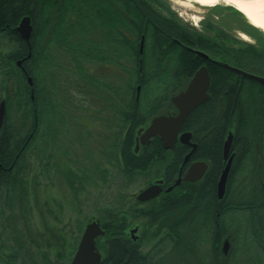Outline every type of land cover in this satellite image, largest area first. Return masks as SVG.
<instances>
[{"label": "trees", "instance_id": "trees-1", "mask_svg": "<svg viewBox=\"0 0 264 264\" xmlns=\"http://www.w3.org/2000/svg\"><path fill=\"white\" fill-rule=\"evenodd\" d=\"M161 8L163 4L159 0H0V34L6 36L14 47L6 57L0 56L1 89L7 101L4 126L0 132V159L8 161L5 164L7 168L13 161L17 162L0 182L3 188L0 196V217L9 221V225L4 221V228L9 229L11 240L14 242L12 253L0 254V264H17L16 260L25 250L27 256L36 261L35 255L29 253L28 241L20 230V223L23 222L27 234H32L30 173L36 168L34 161L37 160L42 163L47 160L44 170L49 171L51 148L67 125L63 120L67 112L66 106L61 105L56 96L54 78L60 69H57L56 61L50 55L52 47L65 48L62 52L69 58L61 67L73 71L82 76L83 80H89L93 84L97 79L92 77L90 71L94 65L104 62L105 58L110 59L112 65L129 75V79L119 85H107L98 80L116 100L119 130L114 136L123 161V171L133 177L161 165L163 171L158 173V177L164 178L167 185L175 182L174 178L185 159L188 147L177 142L173 150H168L164 148L161 139L155 137L150 145L136 152L135 137L137 131L150 122L153 116L176 110L170 99L177 92L171 88L177 86L179 79L191 76L184 73L187 68H196L203 61L201 56L194 58L193 55L184 53L181 63L178 54H171L175 45L170 44L171 39H187L194 35L191 38L196 40L198 47L219 51L217 60L230 65L241 66L258 59L264 60L263 48L233 38L209 21L206 29L209 32H217V38L213 37L211 41L200 40L201 37L196 32H190L174 18H167ZM24 16L31 17L34 27L29 57V45L16 31ZM142 38L144 55L139 53V42ZM261 40L263 41L264 37ZM210 43L209 47L205 45ZM216 43L222 44L221 47ZM162 44L167 45L169 50H163ZM163 56L170 59L169 63L172 64L169 75L175 65L184 63L179 75L166 77L160 73ZM22 59H25V72L32 77V86L28 83L26 74L17 65V61ZM209 62V67L214 71L210 91L212 93L215 87H220L217 81H224L227 77L224 76L226 69L217 70L218 62ZM239 78L243 80L240 75L230 72L231 80ZM64 83H67V78ZM246 83L239 86L236 83L231 88L229 103L231 107L233 105L234 110L231 117L217 114L218 104L210 99L205 105L195 109L185 122L183 130L192 133L193 141L199 147L193 155L194 159L201 158L210 163L204 182L181 183L173 192L164 195L155 208L141 214L150 216L153 222L159 220L169 224L165 238L175 245L179 244L178 237L188 246L202 240L212 242L214 246L220 244L222 231L218 230L217 226L213 229L215 236H212L211 229H206L205 225L197 231L193 228L195 221L203 217L204 213L211 212L215 219L216 214L223 210V202L216 198L215 186L221 170L223 143L228 137V130H231L234 134L233 145L237 150L231 176H249L240 178L238 182V195L242 196L238 207H243V219L247 217L242 223L246 226V234L243 237L246 236V239L255 244L258 251L257 264H264V131L261 129V115L258 112V97L261 91L256 82L250 81L248 86ZM153 84L162 88L152 100L146 101L143 94ZM168 84V88L165 87ZM72 87L77 90L78 96L84 98L83 85L75 83ZM222 88L224 89V86ZM249 100L254 103L251 116L245 113ZM165 106L167 109L162 112ZM203 138L207 146L206 154L200 150ZM65 177L71 189L77 192L79 177L72 171L66 173ZM192 212L195 214L191 215ZM104 215L108 249L101 264H164L161 257L157 260L155 257H145L140 251L131 252L133 247L125 235V227L119 222V217L107 213ZM174 215H179L180 234L176 233L174 227ZM138 247L137 245L135 249ZM191 249V246L186 247L184 252L190 253ZM65 250L58 249L54 260L48 251L41 248L38 264H69L65 258Z\"/></svg>", "mask_w": 264, "mask_h": 264}, {"label": "rangeland", "instance_id": "rangeland-1", "mask_svg": "<svg viewBox=\"0 0 264 264\" xmlns=\"http://www.w3.org/2000/svg\"><path fill=\"white\" fill-rule=\"evenodd\" d=\"M159 1L163 4L160 10L167 18H174L186 27L205 31L206 28H202V24L207 21L213 22L227 30L233 38L246 40L255 46L264 37L262 30H259L260 39L256 35L253 36L254 38L247 36L251 33L249 31L253 26L246 17L238 13L239 11L236 12L235 7L224 0L211 7L186 0ZM206 32L209 31L206 29ZM215 34L217 35L214 31L210 32L212 36ZM260 46L264 49L263 44ZM13 49L9 39L0 34V56L6 57ZM64 50L65 48L52 47L50 55L56 61L57 69H60L55 75L54 82L57 88V101L66 106L67 112L63 120L67 125L65 131L57 136L55 145L51 148L52 159L49 171L44 170L47 160L43 163L40 160L34 161L36 168L30 173L32 201V234L30 236L24 229L23 222L20 223V230L28 241L29 253L35 255L34 259L37 262L31 260L25 250L16 260L17 264H38L41 248L48 251L54 260L57 250L62 248L64 251L66 248L65 258L70 264L86 224L96 220L104 224L106 219L104 213L118 216L119 222L125 227V235L129 237L130 230L137 229L136 225L139 226V231L133 234L139 235V241L144 245L143 253L151 252L158 258L166 251L167 258L165 256L166 259L163 258V261H167V264H178L179 260L174 252L175 243L165 238L168 232L163 230L156 233L159 227L152 226L150 222L148 223L146 216L141 214L155 208L163 197H157L150 202H140L137 199L141 190L155 182V178H158V173L163 171V167L157 165L149 172L135 174L133 177L123 171V161H121L119 146L114 136L119 130L116 100L112 93L99 83L100 81L107 85L109 83L119 85V83H125L129 75L108 63L97 64L90 71L92 77L97 79L95 81L97 84H93L89 80H83L82 76L76 75L73 71L61 67L62 63H67L69 58L62 52ZM66 78L67 83H64ZM75 83L83 85L84 98L78 96L77 90L72 87ZM70 87L71 92H69ZM161 88L155 84L151 85L143 94L144 99L152 100ZM4 95L0 75V97ZM166 109L167 106L162 109V112ZM69 171L79 177L77 192L71 189L65 177ZM240 178H249V176L241 175ZM4 221L9 225L6 218L0 217L1 255L14 251V242L11 240L9 229L4 228ZM162 227L160 226V230ZM245 228L243 224L240 227L242 238L238 243V252L233 264L258 263L256 259L258 251L255 244L251 242L252 240L246 239V236V238L243 237L246 234ZM106 239L107 237H104L99 241L103 255L105 248L102 243ZM49 243H51L50 246ZM160 246H167V249H159ZM209 252V245H197L191 253H183L185 256L181 262L207 264Z\"/></svg>", "mask_w": 264, "mask_h": 264}, {"label": "flooded vegetation", "instance_id": "flooded-vegetation-1", "mask_svg": "<svg viewBox=\"0 0 264 264\" xmlns=\"http://www.w3.org/2000/svg\"><path fill=\"white\" fill-rule=\"evenodd\" d=\"M211 23H213V22H211ZM214 25L216 27H218L219 29H221L222 31H224L225 33H228L227 30H225L224 28L219 27L215 23H214ZM206 26H207V22H205V23L202 24V28H206ZM249 27H252V26H249ZM186 28L190 32H193V33L196 32V34H198L201 37L200 40L202 39L204 41L205 40L206 41H211V38H213V37L214 38H217L216 37V34L212 36V35H210V32H206V29H205V31H204V29H202L201 31H199V30H197L195 28H190V27H186ZM259 30L260 29H257V27H255V28L252 27V28H250V31H249L251 33H248V34L246 33V34L250 38H254L253 36L256 35V37L258 39H260L261 37H259V36H261L260 35L261 33H260ZM257 32H258V34H257ZM215 33H217V32H215ZM252 34H254V35H252ZM191 37H194V35L189 36V38H191ZM189 38L185 39V37H181V38L173 37L171 39L170 44L171 43L172 44L175 43V45H174V48H173L174 51L172 52V50H171V54H173V55L178 54L179 57H180L179 58V61L180 62L183 60V56L182 55L184 53H186V54L189 53V54L193 55L194 58H196L197 56H201V58H203V61H201V63L196 68H192V69H188L187 68V70H185V72L183 71L184 73L191 74V76H189L187 78L179 79V81H177V86L172 87L171 90H175L177 93L182 92L183 90H185L188 87V85L190 84L189 82L193 79V76L197 73V71L200 68H202L203 66H206L207 71L209 72V75H210V82H211V84H210V87H209V90H208L209 99L207 101H205V102H208L210 99L213 100V102L215 104H218L217 114H219V115L221 114L222 116H227L228 115V117H231L234 114L233 105L231 107V104L229 103L230 102V98L232 96V89H231L232 86L235 85L236 83H238L237 86H239V84H244L245 82H247L246 84L248 86L250 81L251 82L252 81L253 82H256L258 84L257 86H258L259 90L261 91L260 92V96L258 97L259 98L258 99V101H259L258 112L261 115V129L264 131V83H261L258 80L257 81L256 80H253V79H251V78H249L247 76L245 77L242 74H240L239 72H237L236 70L233 71L231 68L227 67L226 65L224 66L223 63H222V61L218 62L219 60H217V58H219L218 57L219 56V51H215L214 52V50H211L212 48H208L207 49V48H205V47L203 48L201 46L198 47L196 40H194V39L192 40V38L191 39H189ZM142 40H143V43H144V39L142 38L140 40V42H139L140 43L139 53L144 55V53H143V51H144V44H143V48H142V51H141V45H142L141 42H142ZM261 44L264 45V40L263 41L262 40H259L257 47H261L260 46ZM205 45H207V47H209L211 45V43L210 44H205ZM221 45L220 44H217V46H219V47H221ZM161 48L163 50H169L168 49L169 47L167 45H164V44H162ZM201 53L206 54L208 57L205 56L204 54L202 55ZM222 54H224V50H223ZM106 59L107 58H105L104 62H101V63H98V64L101 65V64H107L108 63V64L112 65V63H110L112 61H110V59H108V60H106ZM162 60H163V62H162L161 68H160V73H162L166 77L167 76H171V75H179L180 74L179 71L181 70L182 65L184 63L182 65H179V66L178 65H175V67L172 68L171 75H169L168 71L170 70V68L172 66V64L169 63L170 59L168 60V59H166L165 56H163V59ZM211 60L218 62L217 66H216L218 68L217 70H220L221 71V68L222 69H226L224 76L227 77V78H225L224 81H217V83L220 84L219 85L220 87H218V88L215 87V90L212 92L213 93V96H212V93L210 92L211 91V88H212V78H213V72H214L209 67V63H210L209 61H211ZM18 61H17V63H18ZM23 62H22L21 65H18V66L26 74V79L28 81L29 75H28L27 71L25 72V69L23 67ZM230 66L232 68H237V69L242 70L244 72H248V73L253 74V75H256V76L259 75V76H261V77L264 78V60H259L258 59V60L254 61V62L244 63L241 66L240 65H236V64L235 65H230ZM230 72H232L235 75H240L241 77H243V80L240 79V78H239V80L238 79L231 80L230 79ZM181 74H182V72H181ZM28 83H29V81H28ZM32 84H33V82H32ZM32 84H30V86H32ZM168 86H169V84L166 85L165 87L168 88ZM223 86H224V89L222 88ZM3 98L5 100V115H6L7 101H6L5 97H2V99L0 100V102L3 100ZM170 101H171V99H170ZM203 105H205V103L202 104V105H200V106H198L197 108H199V107H201ZM253 105H254V103L251 100H249L247 102V104H246V109H245L246 111H245V113L248 116H251L253 114V112H252ZM173 113H177V109L175 111L171 112V113H163V114H173ZM163 114H160V115H163ZM3 126H4V124H3ZM3 126L0 128V132L3 130ZM142 127L146 128L145 125L142 126ZM140 129L136 133V137H135L136 144L139 141V136H140L139 135V131H140ZM230 131L231 130H228V133ZM228 133H227V135H228ZM153 139H151L150 141H148L145 145L144 144L142 145L141 142H140L139 143V151L144 146L150 145L151 142L153 141ZM226 139H225V141H226ZM202 140H203V143H202L203 145L200 146V150H201L202 153L206 154L207 146H205V144H204L205 143V138H203ZM225 141H224V143H225ZM177 142H180V141L177 140ZM192 142H194L193 141V137H192ZM224 143H223V149H222V152H221V166H220L221 167V170H220V174L218 176V180H217L216 186H215V188H216V198L217 199H218V188H217V185H218L219 180H220L219 177L222 174V172L224 171L225 166H226L229 158L231 156H233L234 158H233V161L231 163V169H230V172H229V175H228L229 178H228V182H227V185H226V188H227L226 189V192H225L224 196L221 199H219L220 201L223 202L222 203L223 204V206H222V209L223 210L220 211V212H218L216 214L215 219H213L211 212L209 214L208 213H206V214L204 213L203 214V217H199V219L195 221V223H194L195 226L193 228V230L197 231V230L203 229V226L205 225L204 227L206 229H209V230L211 229L210 231H211V234H213L212 236H215L213 229H214V226H217L218 230L222 231L221 232L222 233V235H221L222 236L221 242H220V244L214 246L213 245L214 243H212V242H205V241L202 240V241L195 242L196 243L195 245H190L191 248H192L191 249V252L193 251V248L195 246H197V245H203V244H205V245H211V247L209 246L210 252H209V257L207 259V264H233V261L236 258V253L238 252L237 251L238 243L237 244L236 243L234 244V242H241L240 241V238L242 236L241 233H240V231H241L240 230V227L242 226V223H243V220H244L243 219V213H242V210H243L242 208L243 207H241V208L238 207V203L241 202V197H242L241 195H238V193L240 192V188L238 187L239 186L238 182L240 181V177H238V175H236L234 177L231 176V173H232L233 168H234L233 165L236 162V157H237L236 156V153H237V150L235 149V146L232 143V147H231L230 152L228 154L229 158L228 159H225V156H223L224 155V146H225ZM136 144H135V148H136ZM195 144H197V143H195ZM184 146H187L188 147V151L186 153V155H187L191 151L192 148L190 146H188V145H184ZM174 147H173V149H174ZM198 148L199 147L197 145V149ZM173 149H170V150H173ZM139 151L136 150V152H139ZM195 153H193L189 157L190 159L186 162V164H183L184 161H185V159H184L182 165L179 168L180 170H179L176 178L180 175V173H181V177H184L186 175L187 171L190 169L189 167L192 164L196 163L197 161H201V162H205L207 164L208 169L206 170V172L204 173V175L201 177V179H199L198 181H196V182H189V181H187V182L190 183V184H197L198 182H200V183L204 182V180L206 179L205 176L208 173V170L210 169V163L208 161L204 160V159H201V158L200 159H194L193 155ZM186 155H185V157H186ZM6 163H8V161H3L2 159H0V182H2L4 180L5 175L8 172V170L10 171L13 168V166H16L17 165V162L16 161H13L11 163V166L9 168H7L6 165H5ZM24 165H25V163L22 166H24ZM176 178H174L175 182H176ZM160 180L163 181V184H162L163 192L158 197H161L162 198V197H164V195L170 193V192L165 191L166 188L172 186L175 182L173 184L167 185V181L164 178L158 177V178H155V182H153V183H151L149 185H153V184H155L156 182H158ZM187 182H182V183H187ZM2 189L3 188L0 186V196L2 195ZM173 191H174V189H173ZM155 199H153V200H155ZM162 199H160V200H162ZM153 200H150V201H153ZM150 201H145V202H150ZM233 204H236V205H233ZM231 205H233V206H231ZM194 214H195L194 212L191 213V215H194ZM178 216L179 215H174L172 219H173V222H174V227H175L176 233H179L180 234V232H181V230H180L181 222H180V219H179ZM146 218L148 219V223L150 222L152 224V226H156L157 225L159 227V229H157L156 233L159 232V231L160 232H163V230H165V231L168 232L167 227H168L169 224L165 223V221H162L161 222V221L158 220L157 222H153V220L151 219V217L148 216V215H146ZM203 218H204V221H205L204 223H203ZM241 219H242V221H241ZM214 223H216V224H214ZM101 225H102V228L106 230V225L105 224H101ZM160 226H163L161 230H160ZM136 228H137V231L136 232H138L139 229H140L139 226L136 225ZM133 230H134V228H132L130 230L129 235H131V236L130 237L128 236V238L130 240V245H132V247H133L132 250H131V252L140 251L141 254L144 255L145 257H150V258L155 257V259L158 260L159 257L156 258V256L153 255L151 252H147V253H143L142 252V251H144V245H143L142 242L140 243V241H139L140 240L139 239V235H134L133 234V232H132ZM141 234L143 235V232ZM104 237H107V230H106V234L104 235ZM104 237L97 238V246H98V248L100 250V253H101L103 259L105 258L104 255L107 254L108 246H106V240H105L104 243H102L103 246H104V248H105V254L103 255L102 252H101V249L99 247V241H100V239H103ZM165 237H166V235H165ZM202 238L203 239H208L207 237H202ZM177 240L179 241V244L175 245V247H174L175 248L176 258H177V260H179V263L178 264H184V263L181 262V259L183 260L184 259V256H185V254H183L184 253V248L185 247H190V246L185 245L184 243H182L181 237L180 238L178 237ZM227 242H228V246H227V248H225V244ZM137 245L139 247L136 250L135 247ZM166 247L167 246H160L158 248L159 249H167ZM165 256L167 258L166 251L163 253V256H160V257L161 258H164ZM166 258H164V259H166ZM134 260L136 261V256H134ZM165 263L167 264V261H165L164 264ZM145 264H147V263H145Z\"/></svg>", "mask_w": 264, "mask_h": 264}, {"label": "water", "instance_id": "water-1", "mask_svg": "<svg viewBox=\"0 0 264 264\" xmlns=\"http://www.w3.org/2000/svg\"><path fill=\"white\" fill-rule=\"evenodd\" d=\"M33 23L30 16H24L19 25L16 27V31L20 34L21 38H23L29 44V55H31V37L33 33ZM141 45V51L143 48V40ZM202 55L204 53H201ZM207 56L206 54H204ZM208 57V56H207ZM25 59L19 60L17 65H21ZM220 62V61H218ZM223 65L231 68L233 71H237L243 76H247L253 80H258L261 83H264V78L259 75H253L248 72H244L237 68H232L227 62H222ZM221 63V64H222ZM29 84H32V77H28ZM188 87L174 94L171 97V103L177 109V113L173 114H163L156 115L152 118L151 122L146 126V128L142 127L139 131V141L136 144V150L139 151V143L145 145L148 141L153 139L154 137H158L161 139L164 148L173 149L177 140L180 141L183 145H188L192 149L186 155L185 161L183 164L190 159L189 157L196 152L197 144L192 142V134L189 131H183L185 122L187 121L190 114L200 105L204 104L205 101L209 99V87H210V75L207 71L206 66L200 68L197 73L193 76V79L189 82ZM141 86L138 88L137 96L139 98ZM5 119V100L3 99L0 102V128L4 124ZM234 140V134L230 131L228 133V138L224 143V155L225 159H228L230 149L232 147V143ZM233 156H231L225 166L224 171L220 175V180L217 185L218 188V199H221L226 192V185L228 182V175L231 169V163L233 161ZM190 169L187 171L184 177L180 175L176 178V182L166 188L165 191L172 192L177 186H179L182 182H196L204 175L206 170L208 169L207 164L205 162L197 161L192 164ZM163 181L160 180L153 185H149L144 190H141L137 195V199L140 202L150 201L158 197L162 192ZM137 229H134L132 232L135 233ZM106 234V230L102 228L100 220L92 221L88 223L85 227V230L82 234L81 240L77 247V250L70 262V264H101L103 257L100 253V250L97 246V238L104 237ZM228 242L225 244V248H227ZM226 250V249H225Z\"/></svg>", "mask_w": 264, "mask_h": 264}, {"label": "bare ground", "instance_id": "bare-ground-1", "mask_svg": "<svg viewBox=\"0 0 264 264\" xmlns=\"http://www.w3.org/2000/svg\"><path fill=\"white\" fill-rule=\"evenodd\" d=\"M193 1L200 5L215 6L221 0H186ZM230 6L235 7L243 16L247 18L253 27H257L264 32V0H224Z\"/></svg>", "mask_w": 264, "mask_h": 264}]
</instances>
